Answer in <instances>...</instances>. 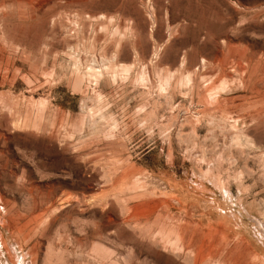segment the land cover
<instances>
[{"label":"rangeland","instance_id":"obj_1","mask_svg":"<svg viewBox=\"0 0 264 264\" xmlns=\"http://www.w3.org/2000/svg\"><path fill=\"white\" fill-rule=\"evenodd\" d=\"M0 264H264V0H0Z\"/></svg>","mask_w":264,"mask_h":264}]
</instances>
